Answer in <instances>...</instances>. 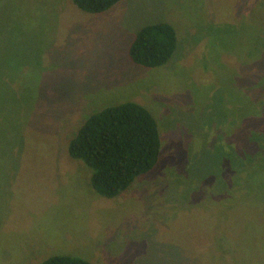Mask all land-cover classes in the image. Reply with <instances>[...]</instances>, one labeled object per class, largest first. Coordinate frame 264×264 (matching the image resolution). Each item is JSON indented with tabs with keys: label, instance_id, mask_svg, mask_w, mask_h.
<instances>
[{
	"label": "rangeland",
	"instance_id": "obj_1",
	"mask_svg": "<svg viewBox=\"0 0 264 264\" xmlns=\"http://www.w3.org/2000/svg\"><path fill=\"white\" fill-rule=\"evenodd\" d=\"M258 1L119 0L87 12L73 0H0V264L60 253L94 264H247L220 251L256 217L239 200L264 215V178L255 172L240 194L221 144L230 129L244 136L243 94L264 102ZM158 21L176 28L175 52L161 66L134 63L132 40ZM127 100L156 116L161 155L105 197L68 143L91 113Z\"/></svg>",
	"mask_w": 264,
	"mask_h": 264
},
{
	"label": "trees",
	"instance_id": "obj_2",
	"mask_svg": "<svg viewBox=\"0 0 264 264\" xmlns=\"http://www.w3.org/2000/svg\"><path fill=\"white\" fill-rule=\"evenodd\" d=\"M73 1L84 11L103 12L119 0ZM260 1L259 4L264 5V0ZM257 7L256 13L252 14L253 18L257 23L264 24V8ZM177 44L178 35L174 25L168 21H158L138 30L130 44L129 56L136 64L157 67L170 60ZM243 99L247 103L241 120V132L244 136H233L230 129L224 133L226 137L221 144L225 149L226 167L236 166L235 172L238 175L235 176V181L240 185L239 191H246L254 186L251 179L255 172L264 178V144L261 143L264 139V102L252 100L246 94H243ZM252 136H255L252 140L254 142L248 141ZM216 145L218 143L213 142L209 146L216 148ZM161 146V131L156 116L143 104L127 100L105 105L91 113L70 138L68 152L70 157L80 160L91 169V185L99 195L114 197L131 186L140 175L156 166ZM218 184H211L213 189H207L206 186L207 195L213 193ZM226 189H229L227 182ZM233 192L232 189L230 196H226L227 200L232 201L226 204V210L235 208ZM238 202V210L243 214H256V217L240 221L239 232L243 235V241L226 236L220 252L233 250L241 259L245 257L247 264H264V215L260 216L262 209L255 213L254 207L250 205L252 200ZM36 264L94 263L80 256L60 253L50 255Z\"/></svg>",
	"mask_w": 264,
	"mask_h": 264
}]
</instances>
